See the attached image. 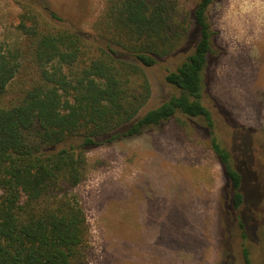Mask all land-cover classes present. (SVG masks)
Here are the masks:
<instances>
[{"label": "trees", "instance_id": "trees-1", "mask_svg": "<svg viewBox=\"0 0 264 264\" xmlns=\"http://www.w3.org/2000/svg\"><path fill=\"white\" fill-rule=\"evenodd\" d=\"M214 1L105 0L90 36L23 6L15 41L0 40V264H88L90 225L75 191L88 174V151L172 119L181 124L178 115L205 122L234 208L251 203L245 161L221 142L204 96ZM190 40L184 61L164 63ZM158 66L176 93L143 112L153 94L148 70ZM19 76L29 83L7 102ZM241 238L242 263L253 264Z\"/></svg>", "mask_w": 264, "mask_h": 264}, {"label": "rangeland", "instance_id": "rangeland-1", "mask_svg": "<svg viewBox=\"0 0 264 264\" xmlns=\"http://www.w3.org/2000/svg\"><path fill=\"white\" fill-rule=\"evenodd\" d=\"M25 4L50 25L89 36L106 7L105 0H0V40L15 41ZM207 14L215 35L206 105L221 142L245 161L251 203L234 208L202 119L178 115L181 124L172 119L95 146L87 153V177L75 189L90 225L88 264H243L242 234L253 264H264V0H215ZM192 51L190 40L164 63L175 67ZM148 74L153 94L143 112L176 93L161 66ZM25 82L18 77L7 102Z\"/></svg>", "mask_w": 264, "mask_h": 264}]
</instances>
